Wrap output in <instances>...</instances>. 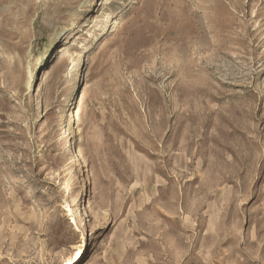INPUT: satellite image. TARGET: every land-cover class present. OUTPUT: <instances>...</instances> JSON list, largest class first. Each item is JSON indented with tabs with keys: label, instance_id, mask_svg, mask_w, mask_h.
Instances as JSON below:
<instances>
[{
	"label": "rangeland",
	"instance_id": "1",
	"mask_svg": "<svg viewBox=\"0 0 264 264\" xmlns=\"http://www.w3.org/2000/svg\"><path fill=\"white\" fill-rule=\"evenodd\" d=\"M0 264H264V0H0Z\"/></svg>",
	"mask_w": 264,
	"mask_h": 264
},
{
	"label": "bare ground",
	"instance_id": "2",
	"mask_svg": "<svg viewBox=\"0 0 264 264\" xmlns=\"http://www.w3.org/2000/svg\"><path fill=\"white\" fill-rule=\"evenodd\" d=\"M60 49H62V51H63V50H67L66 47H62V48H60ZM44 72H47V71L45 70ZM74 117H75V118L78 117L77 113H75V116H74ZM77 152H78V150H77V149H74L73 155H74V156H77ZM76 159H77V160H76V162H75L74 167H78V166H80V161H79L78 157H77Z\"/></svg>",
	"mask_w": 264,
	"mask_h": 264
}]
</instances>
